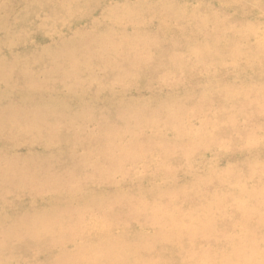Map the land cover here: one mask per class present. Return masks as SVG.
<instances>
[{
	"label": "rangeland",
	"instance_id": "1",
	"mask_svg": "<svg viewBox=\"0 0 264 264\" xmlns=\"http://www.w3.org/2000/svg\"><path fill=\"white\" fill-rule=\"evenodd\" d=\"M65 1L0 0V89L5 86V89L0 90V98H5L0 99V264H60L65 260L64 255L71 261H77L78 255H84L81 252L84 246L93 247L90 250L96 249L98 252L102 245H110L111 241L120 250H132L136 242L147 239V229L132 228L137 226L133 222L127 225L131 227L119 225L118 218L125 209L113 211L116 207L108 205L109 200L116 199L119 195L128 198L134 193L153 194L156 186H163L160 190H166L170 186L180 184L182 187L187 181L192 183L193 179L204 177L208 179L206 183L210 189L202 193V197L208 196L207 203L224 198L228 194L227 191L213 190V175L217 171L216 164L220 168L231 161L222 158L216 162L217 160L213 159L217 144L214 147L206 145L199 148L201 142L204 143L200 133L202 127L199 126L205 127L202 133L207 138L215 134V130L210 127L211 119L229 121L240 117L236 110L231 115L230 111L225 113L228 100L225 92L229 90L227 87L235 90L238 82L236 78L224 79L221 74H212L219 72L221 67L228 66V63L235 65L230 72L236 74L242 71L251 74L252 69L259 70L255 65L256 61H261L264 65V50H246L240 41L227 48V57L220 56L218 60L213 59L211 62L194 60L191 54L198 41L187 28L188 34L183 33L179 24L171 17L175 12H180L187 21L196 26L202 25L203 28L196 33L207 32L204 28H211L215 24L224 23L228 26L230 15L221 11L220 3L223 0H178L176 4V0H160L161 5H154L158 3L157 0H127L128 9L125 11H121L125 6L121 5L125 3L124 0ZM90 3L97 4L99 8L91 14L92 17H97L102 10L107 12V17L100 19L94 26L86 24L91 17L86 13L84 5ZM171 5L177 6L179 11L172 10L168 16L165 10L175 7ZM32 8L42 9L43 13H34ZM24 9L29 12L22 18L19 12ZM77 11H84V14H73ZM56 12L57 18L51 20V14ZM71 14L73 15L69 18ZM121 18L133 23V28L124 29L126 24ZM65 19L69 20L64 21ZM241 22L242 20L238 21L237 25ZM76 26L81 28L70 35V40L63 48L77 50L74 55L77 63H73L78 66L81 63L87 65L84 60L87 61V55L91 57V69L79 70L77 75L66 73L68 68H57V64L52 61V46L48 50L52 43H59V35L56 33H61V29L71 30ZM263 29L257 27L251 30L253 38L262 36ZM109 33L111 40L105 38ZM219 38L221 39V36ZM114 39L119 41L120 47L124 44L123 39H133L135 57H127L120 47L113 46ZM151 41H155V48L147 44ZM62 44H57V49ZM224 46L217 40L215 48ZM100 48H106L109 58L103 59L102 71H92L94 61V68H99L97 57ZM118 51V56L110 55L112 52L117 54ZM64 52L65 50L62 53ZM115 68L119 69L123 78L121 75L111 76ZM29 75L31 77H28ZM218 78L219 85L204 89L206 83H216ZM249 79L254 82L246 83L240 80L239 84L264 85V80H259L258 76H251ZM76 81H79L80 85L76 90L72 89L71 93L75 94L69 93V89L65 91L66 86H73L72 82ZM110 83L111 88L103 87ZM99 86L103 87L104 91L99 92ZM7 92L9 95H6ZM64 93L72 95L74 101H67L63 97ZM219 93L224 95H218ZM82 96H90L92 99L81 105ZM218 97L221 98L217 99ZM249 101L251 107L241 113L256 114L257 108L264 111V99H254L251 96ZM171 107L178 111L171 124L175 126L179 123L187 137H190L189 131L194 134V137L191 136V144L197 142V145H194L196 150L184 158L185 162L181 160V163L169 166L179 167L181 174L169 177L166 185L161 184L160 177L153 181L152 174L143 168L145 161L153 166L151 160L145 157L146 152L139 149L143 141H138L134 146L125 144L128 152L131 150L130 153L139 155H134L133 159L129 156L123 158L121 155L119 160L111 162L106 157L105 153L108 151L113 153L114 157L120 153L117 145L106 142L108 138L117 141L121 130H127L128 134L132 132L133 120L145 122L148 117L158 118V115L166 118ZM12 117H16V120H12ZM168 132L164 135L170 146L179 144L176 136ZM218 133L219 138L230 135L223 130ZM225 134L228 135L224 136ZM157 139L160 141L161 137ZM247 140L250 145H264V125L258 126ZM258 156L260 158L254 161L256 164L264 161V151L259 152ZM157 157L159 152L153 156L155 162ZM101 159L103 162L100 163ZM184 165L188 168L187 175L182 174ZM150 166L147 168L156 172V169L153 170ZM129 167L139 170L135 175L134 184L131 180L133 177L129 179L133 174L122 181L117 173L120 168ZM105 170L112 175L110 183L107 184L105 176L104 182L101 180ZM232 176L233 174L229 175L228 179ZM14 178L18 181L16 184H28L20 194L14 193L7 186V181ZM67 179L70 185L73 184L72 189H64L63 183ZM75 189L81 194L79 198L74 196ZM230 217L233 221L240 220L236 215ZM52 224L59 226L60 231L65 234L57 232L53 246L49 247L45 244L49 235L38 231L44 225ZM28 229L33 233H25ZM91 230L93 231L90 232ZM150 231L156 233L158 230L152 227ZM229 233L233 236L237 232ZM225 236L228 237V232ZM157 246L155 244L153 247L160 250ZM73 247L76 249L69 254ZM178 247L161 248L162 255L159 258H171L172 254L176 262L171 260V264H178L177 261L181 258H178V253H174V249ZM107 257L110 256L103 255L105 259L101 263H112V258L110 257L108 262ZM148 258L150 259L149 256Z\"/></svg>",
	"mask_w": 264,
	"mask_h": 264
},
{
	"label": "bare ground",
	"instance_id": "2",
	"mask_svg": "<svg viewBox=\"0 0 264 264\" xmlns=\"http://www.w3.org/2000/svg\"><path fill=\"white\" fill-rule=\"evenodd\" d=\"M126 1L127 0H124L125 3L121 4V5H125L121 9V11H125L128 9V6L126 5ZM177 1L178 0L174 1L175 4ZM157 2L158 3L154 5H159V4L161 5L160 0H157ZM220 4L222 5L221 11L222 12L225 11V13H229L230 15L229 16L230 20L228 25L229 27L226 26L222 21L221 23L223 24H215L211 28H204L207 32L196 33L203 28L202 25L198 24V26H196L194 23L187 21L188 19H186L184 15L182 16L180 12H175L174 16L171 17L175 22H177V24H179L181 31L183 30V33L188 34V31L186 30L187 28L188 30L191 31L193 36H195L196 40L198 41L196 42L197 47L193 48L194 50L191 54L194 57V60L201 62H207V61L211 62L213 59L215 60L220 56L227 57V55L229 54L227 52L228 51L227 48L233 47V45L239 43L238 41L242 43V47H244L246 50L249 48H255V50L263 51L264 29L261 31L262 36L258 37V39H254L250 31L256 29L257 27L264 28V0H254L253 2L251 0H223L222 3ZM194 5H196V3ZM84 6L86 7L85 8L86 13L88 14V16L91 17L88 18L86 24H90L91 26H94L99 22L100 19H102L103 17L104 18L107 17V12L105 10L102 11L100 10L101 12H99L97 17L91 16V14L94 11L99 9L97 4L90 3ZM171 6H175V5H171ZM32 10L34 11V13L38 11L37 14L43 13V10L39 8H34V9L32 8ZM172 10H177V6L168 7L165 10L168 16L171 15L170 12ZM26 12L28 13L29 10L26 9ZM26 12L25 9L23 11H20L19 12L21 14L20 17L23 18L26 15ZM82 12L77 11L74 12L73 14L76 15L84 14ZM73 14H71L69 18ZM51 15H52V17L50 18L51 20L53 18H57L58 16L57 12ZM123 16L124 18L126 17V15ZM68 20L69 19H65L64 21H68ZM240 20H242V22L239 25H237V22ZM122 22L126 24L125 26H123L124 29L127 27L133 28V26L131 25L133 23H130L129 21H124L123 19ZM78 26L82 27V25H78ZM227 27H228V31H226ZM80 28H77L76 26L71 30L61 29V33H56L59 35L58 36L59 43H63L59 49H57L58 47L57 44H59L58 42L52 43L51 45H49V47L47 46L48 50H50L49 48L52 46L51 51H53L54 53V58L52 61L53 63H55V65L57 64V68L59 69L68 68L69 70L66 71V73H71L75 75L79 74V70L91 69L90 68L91 65L89 63L91 62L90 56L87 55L86 56L87 61L84 60V62L88 66L83 65L82 63L78 66L73 63V62L77 63V61H75V56H74L77 50L76 49L67 50L66 48L65 49L63 48V45H65L70 40L71 38L70 35L72 33L78 32L79 31L78 29ZM11 36H13L12 33ZM220 36L222 40L219 38ZM105 38L111 40L110 33ZM217 40L221 41L225 46L220 49L215 48V46H217ZM123 41L124 44L122 45V47H120L119 41L118 40L115 41L114 39L113 46L115 45L116 47H120L121 51H123L127 55V57L134 58L135 56L133 55L134 52L133 39L130 40L123 39ZM250 41H254V42H250ZM147 44L153 48L156 47L155 41H151ZM64 50L65 52L62 53ZM119 53H120L119 51L117 52V54L116 52H112L110 53V55L118 56ZM59 54H60V58L58 61L57 58ZM105 57L109 58L106 48H102V49L100 48L97 57L99 68L97 69L94 68V65L96 63L94 59L93 60L94 62L92 61L93 62L92 71L94 70L102 71L101 67H102L103 59ZM262 63L261 61L260 62L256 61L255 65L258 66L260 69L259 70L252 69L251 74H246L245 71H242L241 73L238 74L231 73L230 72L231 68L235 66L234 64L231 63H228L229 64L228 66L221 67L219 72L212 74V75L221 74V76L224 79H228L230 77H232V79L236 78L237 79L236 82H238L237 83L238 85L234 87L235 90L232 87H227L229 90H226L225 92L228 98L227 108L225 109V113H228L230 111V115H231V113L236 110L237 114L240 117L229 121H226L225 119L221 121L217 118L211 119L210 127L212 130H215V134L207 138H205L202 133V130L205 129V127L199 126V128L202 127L200 128V133L202 135L201 136L202 140L204 141V143L201 142L199 148L206 147V145H212V147H214V145L217 144L214 148L215 150L213 152V159L217 160L216 162H219V160H221L222 158L231 161L226 166H221L220 168L218 167V164H216L217 171L213 175V185H214L213 190L224 189L225 191H227L228 194L225 195L224 198L218 200L215 199L212 201L210 200L209 203H207L208 196L202 197V193L206 192V190L209 191L210 189L206 183L208 179L204 177L195 178L193 179L192 183L187 181L186 185L182 187L180 186V184H178V186H170L166 190H160V188H164V187L156 186L154 187L156 191L153 194L134 193L133 196H130L128 198L119 195L118 197H116V199H111L108 201V205H111V207L113 206L116 207L113 209V211L115 210L117 211L119 209H125L124 213L118 218V222H120L119 225L131 227L127 225H130V222H133L134 224H137V226H133L132 228H140V229L146 228L147 230L145 233L147 235V239H145V241L136 242L137 244L135 243L136 245L133 246L132 250H127V249L120 250V248L119 247L117 248L112 241L110 245L107 246L105 245L106 248L102 245L100 250L98 249L99 250L98 252L96 251V249L90 250L93 247L84 246L81 249V252L84 255L81 256L78 255L79 260L77 261L73 260L74 261L73 263V261L68 259V256L64 255L63 258L65 260L61 261L60 264H70V263L103 264L101 263L105 259L103 258V255L106 254L107 256H110L112 258V263L110 264H159V263L171 264V260L172 262H176L172 258V254H171V258L167 257L166 259L163 260H161L159 257L160 255H162L161 248H170L175 246H179L177 249H174L175 250L174 253H178V258L179 257L181 258L180 260L177 261L178 264H264V161L259 162L258 164L254 162L256 159L260 158L258 154L259 152L264 151L261 150V148H264V145L262 144L259 146L253 144L250 145L247 140V137L253 135L255 129L258 126L264 125V111L261 108H257L256 114H253V112L250 114L241 113L245 111L247 108L251 107L250 106L251 102L249 101V98L251 96H253L254 99H258V97H260V99H264V85L262 84L260 86H257V85L247 84L242 86L241 84H239L240 80L246 83L251 82L252 80L249 79L251 76H255V77L258 76L259 80H264V65ZM70 64H73V66L70 67L69 66ZM260 65L263 67H261ZM111 73H112L111 76L113 77L121 75V77L123 78V75L120 73L118 68L113 69ZM28 77L31 76L29 75ZM209 77L213 78V76H209ZM104 78L106 79V76ZM14 80L15 79H13V81ZM219 80L220 79L218 78L216 80V83L213 84L206 83L204 85V89H211L215 85H219L220 83ZM99 84L102 83H98V85ZM72 85L73 86L71 85L66 86L65 91L69 89L68 91L69 93H71L72 89L76 90L80 84L79 81H76V82H72ZM111 85L112 83L107 84L103 87L109 89L111 88ZM249 86L250 88H248ZM4 87L2 89H5ZM103 87L99 86L97 87L99 88L97 90L99 92L104 91L102 90ZM2 89L0 90L2 91ZM7 93L6 95H9V93L8 94ZM26 93H27V89H26ZM66 94L67 93H64L63 97L67 101L73 102L74 101L73 96ZM71 94H75V93H71ZM218 95H224V94L219 93ZM220 98L221 97H218L217 99ZM91 99L92 98L90 96H82L81 105H83V102L85 103L86 101H91ZM204 99H206V97ZM176 112L178 111L176 109L173 110L171 107L169 111V115L166 118L159 117L158 115V118L148 117V119H146L145 122L140 120L138 121L133 120L132 132L128 134L127 130L126 131L121 130L118 133L119 139L117 141L114 140L115 141L114 142L113 138H108L106 141L108 144H115L117 145L118 149L120 148L119 156L114 157L113 156L114 154L108 151L107 153H105L106 157H108L111 160V162L113 161L115 162L119 160L120 159L119 157L121 155L123 158L129 156L130 159H133L134 155L136 157L139 155L130 153L131 150L128 152L127 147H125V144H129V146L133 144L134 146L138 143V141H143V143L139 146V149L141 152H146L145 157L151 160L153 164V166H150L148 165L149 163L147 161L143 162L144 170L147 173L152 174V176L154 177L153 181L157 180L160 177L161 184L166 185L169 177H174L177 174H181V169L179 167L169 168V166L177 164L178 162L181 163V160L184 161L185 157H188L190 153L196 150V147H194V145H197V142H194L195 143L194 145L191 144L193 140L191 136L194 137V134L192 132L189 131L190 137H187V135H185V131L179 127V123L176 124L175 126L171 124V121L176 119L175 116ZM15 118L12 117V120H14ZM20 130L22 129L20 128ZM220 130H223V132H227L230 135L225 134L224 136L228 135L226 136V138H219L220 136L219 133L217 134V132H219ZM168 131H170L174 136H176V138L179 141V144L170 146L169 142L167 141V138L164 135V134H168L169 133ZM158 137H161L160 141H158L157 139ZM23 142H25V140ZM164 144H169V146ZM157 152H159V157H157L158 159L155 162L153 156ZM56 161L58 163V160ZM101 162H103L102 159L100 163ZM236 162H238L239 164H237ZM165 163H167V165ZM147 166H150L153 170L156 169V172H153L152 170L148 169ZM139 168L140 166L138 167V169ZM138 169L137 168L133 169V167L131 168L129 167L126 169L120 168L117 173L122 181H124V179L128 175L133 174L129 179L133 177V179L131 180L133 181L134 184L136 183L135 175L139 171ZM107 171L108 170L103 171V175H101V180L103 182H104V176L107 178L106 184L110 183V178L112 177V175L108 174ZM258 171H260V173ZM182 174L185 175L188 174V168L185 165L182 168ZM231 174H233L232 178L228 179L229 178L228 176ZM16 182H18L16 181V178L10 179L9 181H7V186L14 193L20 194L22 190L26 189L28 184L26 185L16 184ZM72 185H73L72 183L71 185L69 184L68 179L63 183L64 189L68 187H71L72 189L73 187ZM74 192H76V189L73 190V193ZM80 195L81 194L78 192L74 193V196L76 198H79ZM235 215L240 220L233 221V219L230 216H235ZM152 227L157 229L158 231L156 233H153L152 231H150ZM92 231L93 230H91L90 232ZM229 231L233 233L235 232L237 233L232 236V234H230ZM29 232L33 233V231H29V229L25 233H29ZM40 232L49 235V237H47L45 241V244H47L49 247L53 246L52 242L54 238L58 236V233L62 235L65 234L60 231L59 226L53 224L46 226L44 225L42 229L38 231V233ZM227 232H228V237L225 236ZM173 236L175 238H171ZM173 239L175 241V244H173ZM15 240H18V238H15ZM155 244L158 245L157 247H159L160 250H158V248L153 247ZM74 249L76 248L73 247V250L69 252V254L72 253ZM148 256L150 257V259L148 258ZM110 257H107L108 262L110 261Z\"/></svg>",
	"mask_w": 264,
	"mask_h": 264
}]
</instances>
